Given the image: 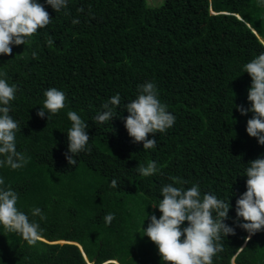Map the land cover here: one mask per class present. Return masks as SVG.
Instances as JSON below:
<instances>
[{"label":"trees","instance_id":"trees-1","mask_svg":"<svg viewBox=\"0 0 264 264\" xmlns=\"http://www.w3.org/2000/svg\"><path fill=\"white\" fill-rule=\"evenodd\" d=\"M37 2L51 22L25 45H12L11 56L0 55V78L16 86L9 112L19 126L16 148L28 161L15 170L0 166V187L17 193L18 210L40 225L42 239L29 245L0 225V264H162L143 228L162 215L153 206L173 177L185 182L176 187L198 185L201 196L231 203L225 223L236 234L222 237L212 264H264V231L246 242L249 233L235 223L248 163L264 155L246 131L253 114L236 108L251 107L244 65L264 53V0H67L59 12ZM146 81L175 117L148 150L129 136L124 107ZM50 88L66 99L48 121L37 112ZM117 94L114 118L95 122ZM69 111L90 137L75 166L64 155ZM150 161L158 171L144 177L137 167Z\"/></svg>","mask_w":264,"mask_h":264},{"label":"clouds","instance_id":"clouds-1","mask_svg":"<svg viewBox=\"0 0 264 264\" xmlns=\"http://www.w3.org/2000/svg\"><path fill=\"white\" fill-rule=\"evenodd\" d=\"M56 12L67 7V0H46ZM82 11V10H81ZM51 22L49 13L37 0H0V55H12V45H25L26 38L31 37L38 29L45 28ZM79 23L78 19L72 21ZM255 32V31H254ZM256 34V33H255ZM49 46L53 44L48 40ZM36 53H33L35 56ZM244 72L252 79L248 92L250 108L236 105L241 115H253L247 121L246 131L250 137L257 138L264 146V53L259 54L244 65ZM16 86H10L6 79L0 78V166L7 165L11 169H19L27 164L25 154L18 152L15 143V132L18 122L9 115L10 102L15 99ZM43 107L37 116L48 121L65 107V94L56 88L45 92ZM119 94L113 96L102 105V113H98L95 122L103 123L114 118V106L120 105ZM129 115L125 119V127L134 143H143L144 150L155 147V133L171 128L175 117L167 111V106L158 99L156 84L146 81L139 86L136 99L125 104ZM72 122L67 132L68 151L64 154L69 165L75 166V155L86 150L89 142L88 125L75 111L67 113ZM149 134L153 138L149 139ZM246 169V191L236 201V226L249 235L245 241L251 240L257 232L264 231V155L249 161ZM137 171L149 177L158 171L154 161L147 166L138 165ZM174 184L184 181L173 177ZM5 181L0 178V186ZM167 184L162 187L160 199L156 207L162 215L150 217V224L143 228L147 236L157 246L162 264H212L213 257L223 250L222 237L235 235V228L225 221L229 218L231 203L218 199L215 195L205 193L201 196L198 185L187 190ZM112 187L117 186L115 179ZM18 195L11 187H0V225L5 230L18 233L29 244L35 245L42 239V229L29 216L17 208ZM33 216H41L40 208L32 210ZM114 214L108 213L104 221L111 224ZM241 220L243 222H241ZM187 226L182 227L185 222ZM183 237V239H182ZM242 250V248H241ZM113 262V261H112Z\"/></svg>","mask_w":264,"mask_h":264},{"label":"water","instance_id":"water-1","mask_svg":"<svg viewBox=\"0 0 264 264\" xmlns=\"http://www.w3.org/2000/svg\"><path fill=\"white\" fill-rule=\"evenodd\" d=\"M255 33V32H254ZM43 241H45V240H43ZM60 243H65V242H60ZM80 247V246H79ZM81 248V247H80ZM81 250H82V248H81ZM83 255L85 256V258H86V255L83 253ZM86 260H87V258H86ZM110 263H112V262H110ZM113 263H115V264H118L117 262H113Z\"/></svg>","mask_w":264,"mask_h":264},{"label":"rangeland","instance_id":"rangeland-1","mask_svg":"<svg viewBox=\"0 0 264 264\" xmlns=\"http://www.w3.org/2000/svg\"><path fill=\"white\" fill-rule=\"evenodd\" d=\"M155 2V0H152V3H154ZM90 264V263H89Z\"/></svg>","mask_w":264,"mask_h":264}]
</instances>
